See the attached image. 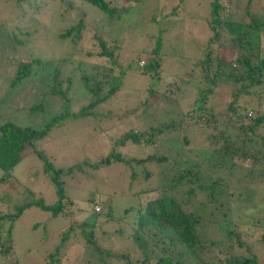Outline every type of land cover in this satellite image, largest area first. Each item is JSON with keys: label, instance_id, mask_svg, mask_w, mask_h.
Returning <instances> with one entry per match:
<instances>
[{"label": "rangeland", "instance_id": "374dc122", "mask_svg": "<svg viewBox=\"0 0 264 264\" xmlns=\"http://www.w3.org/2000/svg\"><path fill=\"white\" fill-rule=\"evenodd\" d=\"M210 1L147 0L149 10L155 13V22L151 20L152 14L141 13L142 9H138L134 24L129 25L130 27L116 24L117 27L111 29L105 24L100 29V24L105 23V16L83 0H69L70 8L61 0H37L34 10V4H30V0H0V121L22 127L41 128L63 110L71 115L86 106L89 103L87 95L82 90L75 89L74 83L81 70L90 66L88 62L92 61L85 56V52L99 50L98 42L93 38L94 34H99L98 37L102 40L109 37L119 43V65L122 69L130 65L131 69L124 72L119 90L94 108L90 116L65 118L35 143L36 149L55 168H66L85 160L95 164L112 150L124 157H144L151 153L169 156L173 152L176 155L193 156L199 142L198 138H194L195 134L191 135L192 131L185 132L195 141L190 142L189 146L193 149L189 151L182 145L181 132L178 130L159 135L152 144L145 145L141 142L140 145H134L129 140L124 144L119 142L131 130L147 132L150 128L185 119V113L193 105L196 90L202 87L196 82V78L201 75L196 62L200 57V45L207 37V29L200 19L209 10ZM263 7L264 4H261L259 9L262 10ZM173 10L175 14H171ZM80 14L84 15V38L80 47L73 50L68 43L71 42L70 39H59L58 35L74 25ZM15 26L30 34L20 36V40L24 42L15 54L10 55L7 48L1 49V45L12 40L8 33ZM159 31L163 42L160 53L162 63L158 78H148L138 73L137 65L140 60L146 61V52L155 44ZM105 43L109 45L111 42ZM13 55L53 62V66L59 70V80L70 77L73 88L66 93V107L59 96L45 94V90L49 92L48 87L53 84L50 76L53 66L45 70L50 79L45 81L41 78V83L47 86L40 87V78L30 74L8 91L7 83L13 71L8 64ZM62 58H67L68 61H63ZM64 88L65 85L62 84V89ZM251 92L253 95L250 93L240 103H246L249 107L258 103L260 113L264 114V84L257 89L253 88ZM151 93L157 97L151 96ZM224 95L218 94L211 98V102L214 105L227 102ZM39 102L42 103L40 110H29L30 106L38 105ZM216 112L219 117L222 110L216 108ZM251 113L257 114L258 111ZM259 133L264 136V126ZM148 135L150 134L147 132L144 137ZM28 150L30 149L25 151L20 162L12 168L10 179L0 186V214L12 213L23 198L20 190L24 188L31 190L35 198L46 204H52L56 200L54 188L42 171V162L33 151ZM146 168L152 171L150 178L144 179L139 173L134 181H130L129 169L126 170L121 164L97 169L83 167L82 173L77 172L73 178L64 179V194L72 202L64 213L68 214L67 217L72 215V220L50 218L47 213L33 208L24 211L17 220L11 223L7 221L3 233L9 229L18 264L48 263L45 255L52 250L59 239L58 235L68 228L71 221L75 226L80 225L85 217L94 212L105 213L109 207L113 215L111 219L121 217L122 221L104 223L101 218L97 219L101 228L95 229V235L99 238V245L111 255L102 256L98 262L91 257L79 255V260L77 258L78 261L74 262V256L84 246L80 240L81 228L76 226L74 234L71 232L73 239L64 246V255L61 252L62 257H56L60 258L58 264H126L122 259L112 257L113 255H121L132 262L136 260L138 251L135 243L127 237L130 234L131 215H125L124 209L135 207L138 200L150 197V192H138L154 186L158 170L150 164ZM226 182L230 194L225 205L226 216L230 220V226L233 225L234 232L238 234L233 239V252L238 255L255 254L257 263L264 264V182L246 183L237 172L227 177ZM243 187H248L251 191H246ZM89 196L92 197L91 203L86 201ZM209 212L210 210H206L207 214ZM218 217L216 213L212 215L211 223H217ZM34 224H38V227L33 228ZM119 227L124 232L117 234L115 230ZM209 229V226L202 228L200 234L209 239L214 238L215 235ZM238 241L246 244V250L237 246ZM29 247L31 251L28 252L26 249Z\"/></svg>", "mask_w": 264, "mask_h": 264}, {"label": "trees", "instance_id": "16d2710c", "mask_svg": "<svg viewBox=\"0 0 264 264\" xmlns=\"http://www.w3.org/2000/svg\"><path fill=\"white\" fill-rule=\"evenodd\" d=\"M36 1L30 0V4H34L33 10L37 7ZM83 1L97 8L105 16V23L100 24V29L105 24L111 29L117 27L116 24L130 27L129 25L134 24L138 9H142L141 13L152 14L151 20L155 22V13L149 10L147 0ZM61 2H66L67 7H71L69 0ZM261 4H264V0H211L209 10L200 19L207 29V37L200 45V57L196 62V67L201 73L196 82L202 87L196 90L193 105L185 113V119L178 123L171 121L150 128L147 131L150 135L147 137H144L147 133L144 130H131L124 134L119 142L124 144L129 140L134 145H140L141 142L145 145L152 144L159 135L178 130L181 132L182 145L189 151L193 149L189 146L190 142L195 141L185 132L192 131L191 135L195 134L193 136L196 140L198 138L199 142L193 156L176 155L173 152L169 156L151 153L144 157H124L112 150L95 164L85 160L66 168H55L44 154L36 149L35 143L42 140L52 127L59 125L65 118L79 119L90 116L94 108L119 90L124 72L131 69L130 65H126L124 69L119 65V43L109 37L102 40L98 37L99 34L93 35L99 50L85 52V56L92 61L88 62L90 66L87 65L81 70L74 83L75 89L82 90L84 95H87L89 103L86 106L71 115L63 110L41 128L22 127L0 121V186L10 179L12 168L20 162L25 151L30 149L42 162V171L49 178L56 199L54 203L46 204L43 200L35 198L31 190H20V196L23 198L13 208L12 213L0 214V264H18L9 229L3 233L7 221L11 223L24 211L33 208L47 213L50 218L72 220V215L67 217L68 214L64 213L65 209L72 205L71 200L64 194V179L73 178L77 172L82 173L83 167L97 169L111 164H121L126 170L129 169L130 181H134L139 173L144 179L150 178L152 171L146 168L149 164L158 170L154 186L138 192H150V197L138 200L135 207L124 209L125 215H131L130 234L127 237L135 243L137 259L132 262L121 255L112 257L122 259L126 264H258L255 254H234L233 239L238 234L234 232L233 225L230 226L225 205L230 196L226 178L233 176L235 172L241 174L246 183L264 182V136L259 133L260 128L264 126V114L260 113L258 103L252 105L254 108L240 103L242 98L253 93V88L257 89L264 84V7L259 9ZM171 14H175V10ZM83 16L80 14L74 25L58 35L59 39H70L71 42L68 43L73 50H77L80 42H83ZM24 30L15 26L8 33L12 40L1 45V49L7 48L10 55L18 50L24 42L20 40V36L30 34ZM160 35L161 31L155 38L153 47L146 52L144 65L138 67V73L148 78H158L163 47ZM105 42L111 43L107 45ZM62 59L68 61L67 58ZM8 65L9 69H13L7 83L9 91L30 74L40 78V87H44L46 84L41 83V78L45 81L50 79L47 78L45 70L53 66V62L13 55ZM52 69L50 76L53 84L48 87L49 92L45 90V94L59 96L66 107V93L73 88L71 79L67 76L59 80V70L55 66ZM62 84L65 85L64 89ZM220 93L225 94L227 102L214 105L211 98ZM151 96L157 97L152 93ZM41 107L42 103L39 102L38 105L30 106L29 110H40ZM216 108L222 110L219 117ZM256 110L257 114L251 113ZM144 164L145 167L142 166ZM236 181L239 182L238 179ZM243 188L251 191L248 187ZM86 201L91 203L92 197L89 196ZM206 210L210 212L207 214ZM215 213L219 217L214 225L210 218ZM112 216L109 207L107 212H94L85 217L80 225L76 224L81 228L80 240L84 246L82 245L74 256V262L79 255L91 257L97 262L102 256L111 255L99 245L95 229L101 228L96 222L99 218L104 223L122 221L121 217L111 219ZM76 226L71 221L68 228L60 232L58 241L45 255L48 263L44 264L60 263V258L56 257H62L61 252L63 254L65 244L73 239L71 232H74ZM208 226L210 233L215 235L214 238L209 239L200 234V230ZM37 227L38 224H34L33 228ZM120 228H117L115 233H123L124 230ZM244 244L238 241L237 246L246 250ZM26 250L31 251V247Z\"/></svg>", "mask_w": 264, "mask_h": 264}, {"label": "clouds", "instance_id": "9594fccd", "mask_svg": "<svg viewBox=\"0 0 264 264\" xmlns=\"http://www.w3.org/2000/svg\"><path fill=\"white\" fill-rule=\"evenodd\" d=\"M143 64H144V61L143 60L138 61V67H142Z\"/></svg>", "mask_w": 264, "mask_h": 264}]
</instances>
